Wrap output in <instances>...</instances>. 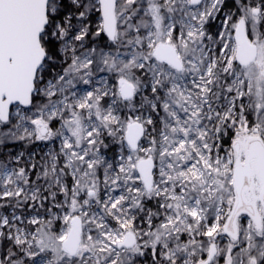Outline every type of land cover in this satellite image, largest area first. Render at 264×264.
<instances>
[{
    "label": "snow or ice",
    "instance_id": "1",
    "mask_svg": "<svg viewBox=\"0 0 264 264\" xmlns=\"http://www.w3.org/2000/svg\"><path fill=\"white\" fill-rule=\"evenodd\" d=\"M0 264H264V0H0Z\"/></svg>",
    "mask_w": 264,
    "mask_h": 264
}]
</instances>
